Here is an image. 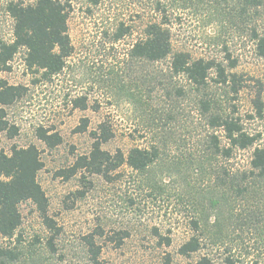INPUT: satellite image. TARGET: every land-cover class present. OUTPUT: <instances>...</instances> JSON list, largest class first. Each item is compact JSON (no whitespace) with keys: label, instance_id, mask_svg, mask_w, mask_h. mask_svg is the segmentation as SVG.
Segmentation results:
<instances>
[{"label":"trees","instance_id":"16d2710c","mask_svg":"<svg viewBox=\"0 0 264 264\" xmlns=\"http://www.w3.org/2000/svg\"><path fill=\"white\" fill-rule=\"evenodd\" d=\"M0 1L13 20L12 39L0 38V72L9 69V62L23 47L29 69L40 71L44 78L58 74L73 51L66 32L73 0ZM104 1L83 3L90 11ZM137 16L147 20L130 42L126 72L130 71V105L140 107L139 117L149 138L141 134L145 144L131 147L126 155L119 149L110 153L102 144L112 132L100 123L98 131L91 132L90 151L74 159L69 175L82 169L112 181L111 173L126 164L134 194L144 191L156 198L176 191L192 231L178 249L185 256L201 249L197 234L201 228L214 229L213 243L225 240L231 231L246 229L256 230L262 238L264 74L254 78L235 68L247 49L264 60V0H130V26L116 23L101 32V40L113 44L129 32L131 37ZM186 17L212 29L208 54L196 56L184 48L180 26ZM24 90L0 78V134L16 133L5 106ZM243 91L249 95L250 108L245 112L238 106ZM85 127L84 123L81 129ZM54 135L44 131L39 137L54 146L60 141ZM42 166L34 145L13 146L9 154L0 148V234L8 242L0 246V264H18L34 255L23 248L18 204L32 201L48 221L46 196L36 179ZM121 240L118 236V243ZM86 245L96 259L99 247L92 235L86 237ZM226 260L233 263L229 257ZM164 264H169L168 256ZM193 264H211V260L203 254Z\"/></svg>","mask_w":264,"mask_h":264},{"label":"rangeland","instance_id":"374dc122","mask_svg":"<svg viewBox=\"0 0 264 264\" xmlns=\"http://www.w3.org/2000/svg\"><path fill=\"white\" fill-rule=\"evenodd\" d=\"M72 5L66 32L73 51L58 74L44 78L40 71L29 69L23 47L9 62V69L0 72V78L9 84L25 87L21 97L5 106L6 118L16 133L10 136L2 132L0 148L6 154L13 146L37 148L43 166L36 179L47 201V222L32 201L18 204L23 248L34 254L18 264H164L166 256L169 264H193L203 254L211 264L264 262V233L261 238L254 229L231 231L225 240L213 243L214 229L201 228L197 233L201 249L188 256L180 254V245L192 234L183 201L173 189L156 198L144 191L134 194L126 164L111 173L112 181L82 169L69 175L74 159L90 151L91 132L98 131L100 123L112 132L102 144L110 153L119 149L126 155L131 147L142 146L149 138L139 117L140 107L130 105V71L126 72L130 42L147 19L135 17L131 37L129 32L118 42L104 43L100 34L105 29L119 22L130 26V0H105L90 11L83 0H73ZM12 26L13 20L0 1L2 40L12 39ZM180 27L184 48L196 56L208 54L210 27L203 28L200 21L187 17ZM238 59L237 72L254 78L264 74V60L248 49ZM262 97L264 100V90ZM238 106L241 112L249 110L247 91L241 93ZM84 123L86 127L81 129ZM160 123L164 124L163 120ZM44 131L57 134L60 141L48 146L39 137ZM90 235L99 247L96 259L86 245ZM118 236H122L119 243ZM7 243L0 234V246ZM228 257L233 263L227 262Z\"/></svg>","mask_w":264,"mask_h":264}]
</instances>
